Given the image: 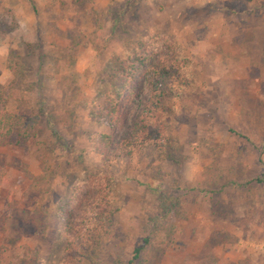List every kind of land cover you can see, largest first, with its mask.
I'll return each mask as SVG.
<instances>
[{
	"label": "clouds",
	"instance_id": "9594fccd",
	"mask_svg": "<svg viewBox=\"0 0 264 264\" xmlns=\"http://www.w3.org/2000/svg\"><path fill=\"white\" fill-rule=\"evenodd\" d=\"M0 264H264V0H0Z\"/></svg>",
	"mask_w": 264,
	"mask_h": 264
}]
</instances>
